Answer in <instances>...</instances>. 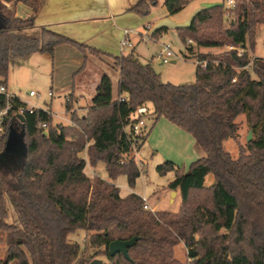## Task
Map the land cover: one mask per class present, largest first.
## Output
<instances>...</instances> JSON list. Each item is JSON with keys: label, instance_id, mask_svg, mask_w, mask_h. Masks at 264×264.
<instances>
[{"label": "trees", "instance_id": "obj_1", "mask_svg": "<svg viewBox=\"0 0 264 264\" xmlns=\"http://www.w3.org/2000/svg\"><path fill=\"white\" fill-rule=\"evenodd\" d=\"M190 1L165 0L164 5L173 15ZM20 3L32 10L29 16L17 14ZM157 3L137 0L129 10L146 16ZM41 6L40 0H0V83L6 86L17 59L34 53L53 56L63 44L84 54L80 70L88 53L107 55L46 27L40 34H26L37 27ZM261 26L264 0H236L231 8L223 2L202 8L189 25L177 27L197 60L191 84L163 81L150 62H142L133 52L108 55L118 71L117 96L112 77L104 73L87 113L72 111L71 99L66 103L72 124L54 125L51 109L30 112L20 97L0 93V111L9 106L2 122L0 156L16 125L23 129L24 143L18 172L8 173L0 166V243L6 246L0 264H91L98 254L107 257V264H182L175 255L182 241L188 264H264V58L249 54ZM167 30L160 27L153 35ZM195 45L223 50L196 53ZM142 105L149 107L155 123L168 119L204 152L187 171L172 161L157 168L161 174L175 172L168 188L180 190L176 212L144 209L142 196L135 192L121 196L115 182L126 175L133 188L142 173L130 154L135 146L143 147L149 132L137 138L129 132ZM242 114L252 139L240 144L234 157L225 142L239 141L237 119ZM84 150L92 166L104 162L109 180L87 175V160L80 154ZM210 174L214 183L205 186ZM10 204L15 211L12 222L6 220ZM78 229L88 232L94 255L70 242L69 235ZM134 237L130 259L110 254L111 242Z\"/></svg>", "mask_w": 264, "mask_h": 264}, {"label": "rangeland", "instance_id": "obj_2", "mask_svg": "<svg viewBox=\"0 0 264 264\" xmlns=\"http://www.w3.org/2000/svg\"><path fill=\"white\" fill-rule=\"evenodd\" d=\"M157 1L158 3L151 8L148 15L141 16L138 14L141 18V32L145 36H147V33L152 36L156 28L163 26L168 27V31L160 35L158 40L153 37H145L144 39L141 36L138 37L137 41L140 39L141 41L137 45L135 53L140 55L142 62L150 61L154 69L161 75L163 81L173 84L194 83L196 80L197 60L190 54V51L180 39L177 27L189 25L196 12L202 8L222 3V0H192L180 12L173 15L168 12L164 5L165 0ZM148 26H150V29H148ZM168 42L172 44L176 52L175 63H162L155 58L160 51L161 44ZM194 48L196 53H217L223 50L218 47L198 48L196 45ZM130 51L131 49L126 48L125 52ZM249 54L253 58H264V26H261L257 34L254 52L249 49ZM95 56L100 57L99 55ZM111 62L112 64L114 63L113 60ZM75 63V56L66 57L64 55H57L54 60L51 55L41 53H34L28 58L17 59L12 64L7 78L8 92L28 102L29 106L51 109L54 125L59 123L65 125L72 124L71 115L66 110V103L70 99L73 102L76 100V97H72L71 94L78 93V85L80 81H83L86 88L81 99L83 103H86L90 101L93 87L96 86L97 81L100 82L97 79L99 74L95 63H89L82 70H80L81 66ZM108 70L114 83V95L117 96V73L113 69L108 68ZM31 91H35L37 94L31 96ZM50 92L53 95H50ZM71 106L72 111L77 110L74 109L73 104ZM79 113L80 115L87 113V108L81 109ZM153 119L148 121V141L143 145L142 149H133L130 154L135 160L140 161L139 163L143 166V171L137 178L134 187L132 188L128 184L126 175H120L115 182L120 187L122 193L131 190V193L135 192L143 198H147L154 209L153 212H176L174 208L179 195H171L168 188V184L175 178V172L169 171L166 174H161L157 168L167 161H172L181 170L187 171L192 162L198 158L196 146H199L187 131L177 127L168 119L162 117L156 123ZM237 121L240 125L239 141L229 139L225 142L226 149L234 157L239 155L240 144L243 145L247 142V137L250 133L246 114L240 115ZM14 129L9 136L5 150L0 156L1 168L12 174L19 171L24 156V143L21 138L23 129L20 125H16ZM200 151V156L204 155L203 150L201 149ZM94 167L97 170L98 176L109 180L104 162L100 161ZM160 195L161 198H159ZM153 204H156L157 208ZM165 208L167 210H158ZM12 212L15 213L14 208L10 204V213L6 219L8 222L13 221ZM88 237L87 231L78 229L69 235V240L70 242L79 243L82 250L88 248V254L92 256L96 250L89 248ZM5 250V243L1 242L0 258L4 256ZM175 255L181 260L182 264H188L187 248L183 241L176 246ZM107 261L108 259L104 254H98L94 256L91 264H107Z\"/></svg>", "mask_w": 264, "mask_h": 264}, {"label": "crops", "instance_id": "obj_3", "mask_svg": "<svg viewBox=\"0 0 264 264\" xmlns=\"http://www.w3.org/2000/svg\"><path fill=\"white\" fill-rule=\"evenodd\" d=\"M136 1L137 0H40L42 6L40 12L36 17L37 27L26 31V34L28 35L40 34V28L46 27L58 33L66 35L67 37H70L78 42L85 43L87 45H90L92 47H95L103 51L107 55H101L100 57H97L95 56V54L88 53L87 55L88 59L86 63V67L89 63L90 64L95 63L96 70L99 74L97 79L100 80L104 73L109 72L108 68L115 70L111 62V60L113 59L108 55L117 56L121 54H129L131 52L135 53V49L139 44V42L141 41V39L137 41V38L140 36L142 37V33H143L141 32V25H142L140 21L141 18L137 13L129 10L130 6ZM31 13L32 10L28 6L21 3L18 4L17 14L19 16L27 17ZM125 29L130 30L129 39L133 43L132 47L121 46V40L124 37ZM167 31H163L161 33L152 35V37L158 40L159 36ZM163 44H161L160 50L162 49ZM126 48L131 49V51L125 52ZM57 55H64L66 57L75 56L76 58L75 64L79 66H82L84 61V54L78 48L70 44H63L57 46L54 55L51 56L55 60ZM135 55H137L139 59L142 61L139 54L135 53ZM175 62L176 60L173 61V63ZM116 73H117L116 77L118 83V71H116ZM98 84L99 82L97 81L96 86L93 87L94 89L91 92L90 101L83 103L81 97L84 95L83 92L86 87L83 84V81L82 82L80 81L78 85V89H79L78 93L73 94V96L76 97V100L74 102L72 101L75 110L77 109L80 112L81 109L87 108V106L92 103V99L96 94V89ZM21 100L25 102L23 99ZM25 103L27 104V106H29L28 102ZM14 128L15 127L12 128V131L15 130ZM147 141L148 138L146 142ZM199 148L200 147L196 146V152L198 154V157H200L201 155V151H200L201 149ZM80 154L87 160V166L85 168V172L87 173V175H89L90 177L94 175H98L95 167L92 166L88 161L87 150L82 151ZM139 162L138 164L143 171V166ZM213 183H214V176L211 174L204 179L205 186H209ZM173 191L176 192L175 194L179 195L178 196L179 199H177L178 201H176L175 203L176 205L174 208V211H178L181 205V194L179 189L177 190L170 189L171 195ZM130 193L131 190H127L125 193L121 192V196L125 197ZM159 198H161V195L159 196ZM162 200H164V198H162ZM153 205L155 208H157L156 204ZM158 210H167V209L165 208Z\"/></svg>", "mask_w": 264, "mask_h": 264}, {"label": "built area", "instance_id": "obj_4", "mask_svg": "<svg viewBox=\"0 0 264 264\" xmlns=\"http://www.w3.org/2000/svg\"><path fill=\"white\" fill-rule=\"evenodd\" d=\"M235 1L236 0H222V2L229 8L235 6ZM148 29H150V26H148ZM129 33H130L129 29L124 30V37L121 40V46L122 47H132L133 46L132 41L129 39ZM146 35L147 36H145V34L142 33V39H144L145 37H152L148 33ZM187 42H188V44H194V42L191 39H188ZM176 57H177L176 52L173 49V46L170 42L164 43L162 45V49L155 56V58L158 59L162 63H172ZM0 93H5L8 97L11 95L8 92L7 86L3 83H0ZM36 94L37 93L35 91L30 92L31 96H35ZM50 95H53V93L50 92ZM8 108H9V106L0 111V137H1V134L3 132V127H2L3 118H4L5 114L7 113ZM35 108L36 107H33V106H27V109L30 112H33L35 110ZM24 110L25 109L21 110V114L24 112ZM135 117H136V121L130 125L129 132L135 138L142 137V136L146 135V133L148 132V121L153 118V114L151 113L148 106L142 105V106L137 108V110L135 112ZM40 127L42 129L46 130L47 124L42 123L40 125ZM134 149H137L136 146L134 147ZM143 199L145 201L144 209L154 211V209L149 205L148 199L147 198H143Z\"/></svg>", "mask_w": 264, "mask_h": 264}, {"label": "water", "instance_id": "obj_5", "mask_svg": "<svg viewBox=\"0 0 264 264\" xmlns=\"http://www.w3.org/2000/svg\"><path fill=\"white\" fill-rule=\"evenodd\" d=\"M19 118L23 119V117L21 115H19ZM21 138L23 140V133L21 135ZM252 139V132L250 131L248 137H247V141H250ZM175 191H173L172 195H175ZM137 237H134L131 240L128 241H121V240H115L113 242H111L110 246H109V252L112 256L116 255L117 253H122L126 258L130 259V255L128 252V248L134 244L135 240ZM96 264V263H93Z\"/></svg>", "mask_w": 264, "mask_h": 264}]
</instances>
